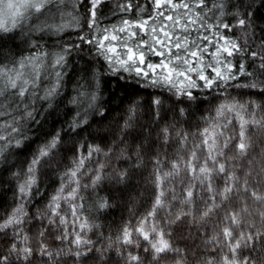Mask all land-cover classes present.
I'll list each match as a JSON object with an SVG mask.
<instances>
[{
    "label": "snow or ice",
    "instance_id": "obj_1",
    "mask_svg": "<svg viewBox=\"0 0 264 264\" xmlns=\"http://www.w3.org/2000/svg\"><path fill=\"white\" fill-rule=\"evenodd\" d=\"M138 176L144 214L98 246ZM0 240V264H264V0H0Z\"/></svg>",
    "mask_w": 264,
    "mask_h": 264
},
{
    "label": "trees",
    "instance_id": "obj_2",
    "mask_svg": "<svg viewBox=\"0 0 264 264\" xmlns=\"http://www.w3.org/2000/svg\"><path fill=\"white\" fill-rule=\"evenodd\" d=\"M72 39H75V36L73 35ZM41 44H47L48 47L45 50H53V40H49L48 37L46 36L43 41H39ZM25 54H27V50L25 49ZM84 57V59H89V55L87 50L85 49L82 52H74L73 53V61L77 65V67H82L83 66V60L80 59V57ZM70 71V69H69ZM72 84L69 81L65 82V88L67 91H71ZM111 91L117 92V95L112 97L111 100L107 104L104 105L106 109H109L103 124L99 125L100 131L103 132L108 125L110 124H115L116 119L120 115L121 109L125 105H120L119 108H117V105L119 104V97L123 96L124 93L123 91H117L115 84L111 86ZM239 90L236 92H233V96H235L238 99H244L247 100L249 99L248 97H239L238 96ZM103 99H108V91L106 90L104 92V97ZM215 103V102H214ZM213 105L212 104H206L204 108L201 109L202 112H204L206 109L211 108ZM207 114V113H205ZM197 118H199V113L196 114ZM97 128V124H93V130ZM90 143L92 141H89ZM95 143H100V141H95ZM25 159V157H21V160ZM117 162L114 160L113 164H116ZM19 167V165H18ZM5 181L9 180V175L5 174L3 177ZM134 183L138 184V187L136 189L135 193H131L130 195L133 198H136L137 202L132 203L129 199V195H126L123 199L117 198L114 200L113 203V208L108 210L105 219H96L95 222L103 225L102 229H95L93 232H89L88 236L93 240H99L100 244L98 246H104L108 242V237L111 236L112 238H115V236L118 234L119 229L123 226L125 222L128 221H133L135 222V217L133 213H136L137 215H143L146 208L145 206H142L143 204H146L145 202H140L138 199V193L143 191V186H144V181L143 177H137V179L134 181ZM4 189V196L7 200L11 199V189L8 184H4L3 186ZM49 191H52V189H49ZM97 193H93L91 191H87L82 193L84 196L85 200V208L88 210L86 214H91L93 217L96 216V213L91 211V203L92 199L96 196ZM100 195H103L104 193H99ZM131 209V210H130ZM3 244V241L0 240V245ZM110 255L113 258V264H115V261L118 260L119 258L116 257L115 252L110 253Z\"/></svg>",
    "mask_w": 264,
    "mask_h": 264
}]
</instances>
